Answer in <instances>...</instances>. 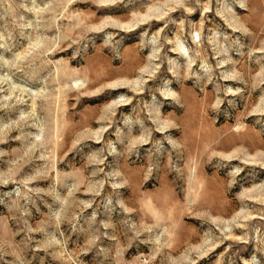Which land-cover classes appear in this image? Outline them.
I'll return each mask as SVG.
<instances>
[{
    "label": "rangeland",
    "instance_id": "1",
    "mask_svg": "<svg viewBox=\"0 0 264 264\" xmlns=\"http://www.w3.org/2000/svg\"><path fill=\"white\" fill-rule=\"evenodd\" d=\"M0 264H264V0H0Z\"/></svg>",
    "mask_w": 264,
    "mask_h": 264
}]
</instances>
